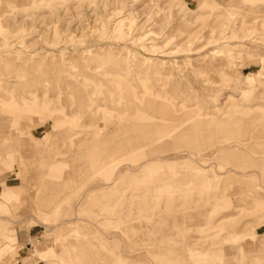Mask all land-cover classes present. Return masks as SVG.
Here are the masks:
<instances>
[{"label":"rangeland","instance_id":"374dc122","mask_svg":"<svg viewBox=\"0 0 264 264\" xmlns=\"http://www.w3.org/2000/svg\"><path fill=\"white\" fill-rule=\"evenodd\" d=\"M0 264H264V0H0Z\"/></svg>","mask_w":264,"mask_h":264},{"label":"bare ground","instance_id":"6f19581e","mask_svg":"<svg viewBox=\"0 0 264 264\" xmlns=\"http://www.w3.org/2000/svg\"><path fill=\"white\" fill-rule=\"evenodd\" d=\"M252 81V78L250 79ZM61 224V223H60ZM59 226V225H58ZM54 227H57L56 225ZM54 229V228H53Z\"/></svg>","mask_w":264,"mask_h":264}]
</instances>
